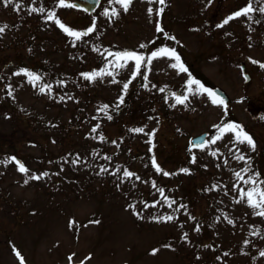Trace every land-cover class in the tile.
I'll list each match as a JSON object with an SVG mask.
<instances>
[{"label": "rangeland", "instance_id": "374dc122", "mask_svg": "<svg viewBox=\"0 0 264 264\" xmlns=\"http://www.w3.org/2000/svg\"><path fill=\"white\" fill-rule=\"evenodd\" d=\"M40 1L47 5L46 13L30 14L29 8H37ZM54 1L13 0L6 7V0H0V26L7 25L0 33V264H21L14 249L23 264H264L259 255L264 250V217L254 215L246 202L235 203L239 192L232 188L237 183L234 172L246 166L233 158L237 149L250 158L252 171L264 179V14L257 11L250 14L251 20L241 16L224 24L248 0H166L159 16L156 9L161 5L156 0L151 4L133 0L127 12L119 4L101 0L89 15L58 7ZM252 2L259 7L264 0ZM149 7L153 8L151 16ZM112 8L119 13L117 17L103 14ZM49 11L71 31H86L95 24L102 36L98 48H89L91 57L82 64L85 73L97 64L103 47L113 53L136 49L145 61L162 47L175 48L184 65L196 70L207 84L226 91L230 107L213 104L207 93L189 95L185 105L173 107L172 91L183 95L189 90L190 69L179 72L170 66L173 59L160 56L151 64H142L127 90L123 84L131 78L132 61L123 69L109 66L117 83L109 75L91 82L75 76L80 86L85 80V86L94 91L87 109L95 118L65 126L63 135L44 133L32 112L48 104L52 106L49 113L54 112L48 118L56 113L69 117V113L46 91L36 99L28 77L13 73L28 70L32 53L63 60L66 49L76 44L64 43L63 29L46 19ZM157 21L163 32L157 31ZM242 62L251 74L249 81L243 79ZM67 64L77 62L69 59ZM191 89L195 91L197 85ZM123 91L124 102L109 120L100 109L107 105V114L114 113ZM231 122H242L254 150L246 143L234 145L230 132L214 145L189 149L191 135L210 129L209 142L218 134L214 125ZM97 124L100 127L92 132ZM136 128L144 131H132ZM153 130L149 144L148 133ZM216 149L218 156L209 154ZM77 156L80 159L73 164ZM13 157H20L22 164ZM153 157L171 175L157 173ZM19 165L28 172H20ZM102 166L108 172L98 174ZM118 166L120 171L111 175ZM125 168L139 179L134 176L121 183ZM43 172L49 175L30 179L33 173ZM214 184L217 189L211 190ZM239 186L247 189L251 185ZM158 188L175 200L171 208ZM157 201L156 207H144ZM131 204L142 218L133 214ZM180 205L185 207L176 211ZM166 215L174 219H155ZM70 221L75 222L72 227ZM185 233L187 238L182 239ZM154 249L158 250L155 254Z\"/></svg>", "mask_w": 264, "mask_h": 264}, {"label": "snow or ice", "instance_id": "6c2138e0", "mask_svg": "<svg viewBox=\"0 0 264 264\" xmlns=\"http://www.w3.org/2000/svg\"><path fill=\"white\" fill-rule=\"evenodd\" d=\"M133 0H109V3H115V4H119L120 7L122 8V10L124 12H127L129 10V7L131 6ZM153 2V0H148V3L151 4ZM156 2L161 5V7H159L158 9H156V15L159 16L161 13H163L164 11V5L166 3V0H156ZM13 0H6L5 2V6L7 7L8 5L12 4ZM58 7H64V6H71V5H66L65 4V0H59L58 2ZM20 5L16 4V8H19ZM44 12L43 8H29V13H33V12ZM148 14L151 16L153 13V8L149 7L148 8ZM259 12L261 14H264V3H262L259 7L254 6L252 0H248V3L246 4V6L244 8H242L241 10L237 11L236 13H234L233 15L229 16L228 18L225 19L224 24H227L230 20L235 19L237 17H241V16H246L248 17L249 20L252 19V16L250 14L254 13V12ZM104 15L109 16L110 18L112 17H117L119 15V13L116 11L115 8L111 9V12H109L108 9L104 10ZM46 19L49 21H55V23L61 27L69 36L75 37L76 40H79L82 36H87L88 33L94 31L95 28V24H93L92 28H89L87 32H75V31H71L68 28H65L64 25L56 18V14L53 11H49L46 15ZM257 23H259V21H256ZM222 26V25H221ZM7 28V25H3L0 26V33H3L5 31V29ZM157 31L158 32H163V29L160 27L159 22L157 21ZM166 38L171 39V40H175V37H170V36H166ZM73 43L75 44V41H73ZM141 48L145 47V45H140ZM108 56L113 57V60L108 61V64H106V66L102 69H100L99 71H93L92 73H81V75L83 76L84 79L88 80V81H94L96 78H102L105 75H109L112 76V83H117L118 81L115 79V75L110 72L108 70L109 66L116 68V69H123L126 68L128 66V62L132 61L134 62V68L132 70V75L131 78L129 79L128 82H125L123 84V89L127 90L129 87V84L131 83L132 79H135V77L137 75L140 74V69L142 64L147 63V64H151L152 60L160 57V56H165L168 57L170 59H173L175 61V63H172L170 66L174 69H178L179 72H187L188 69L184 66V64L182 63L180 56L177 54L175 49H170L167 47H162L160 48L158 51H154L151 53V55L149 57H147V61H145V57H143L142 55H138L136 52L134 51H122V52H111L108 51L107 53ZM105 59H107V57H105ZM255 63V61H254ZM261 67H264V64H261ZM117 75L119 74L118 72L116 73ZM13 75H24L26 77H28V82L31 83L34 87L36 86V81H38L40 79V77H38L36 74L29 72L26 69H22L20 70V72H16L13 73ZM145 80H147V75H145ZM63 83V82H61ZM186 85L188 86V92L183 94V95H178L176 93H172V96L175 100V104H173L172 106L175 107L176 105H185L186 102L189 99V95H199V94H203V93H207V95L212 99V103L215 105H224V100L221 99L217 93L213 92L210 89L205 88L202 84H200L199 81L189 78L188 81L186 82ZM192 85H197V89L195 91H192L191 86ZM9 87V95L12 94L11 92V85L8 86ZM145 88L148 87L147 83L144 85ZM154 87V85H153ZM47 88V90L50 92L51 91V86L50 85H45L42 86L40 88L41 92H44L45 89ZM161 92H164L165 89L161 88L160 89ZM71 98V97H69ZM63 99V98H61ZM167 100V97L165 98ZM123 102V97H120V103ZM119 105H117L118 107ZM108 108L107 105L102 106V108L100 109V111H103L105 113V115L107 116V118L110 120L112 119V117L110 115L107 114V112L105 111ZM95 118V117H94ZM100 127L99 124L95 125L91 131L92 132H96L97 129ZM214 127L217 128L218 134L211 138V140L209 142H202V144H204L205 147H207V144H216L217 141L221 140L224 138L226 133H232L233 134V144H247L249 147H251L253 150L255 149V144L254 141L252 139V137L244 130V128L239 125L238 123L235 122H231V123H227L226 125H214ZM132 131L137 132V133H142L144 131L143 128H136L133 129ZM155 132L153 130L152 133H148L149 135V140L148 143L151 144V138L152 136H154ZM100 139L103 140L104 137L103 135L100 136ZM113 143H115V141H113ZM203 150V148H202ZM149 151H151V148L149 149ZM209 154L216 157L219 154V150H211L209 151ZM234 159H236L237 161H243L245 163V167L239 171H235L234 172V177L237 181V183L233 184L232 188L233 191H238L239 192V199L235 200V203H241V202H246L247 205L252 208L254 210L253 214L256 216H260V217H264V187H261L262 185H264V179H261V174L260 173H255L252 171L251 168V160L250 158H246L244 154H242L238 149L236 151V155L233 157ZM13 160L15 158H12ZM79 156L76 157V159H74L72 161L73 164H76L79 161ZM104 159L106 160H110V157L105 156ZM192 163L196 162V157L193 156L192 157ZM152 167L156 170L157 173H162L164 176H169L171 175L168 172H164L161 167L158 165L155 157L152 158ZM225 163H227V161H225ZM18 170L22 173H27L28 169L26 167H24L23 165H19ZM120 171L119 166L116 168L115 171L111 172V175H116L117 172ZM181 171L187 173L188 169H182ZM104 172H108V169L106 167H101L100 168V173H104ZM49 173L48 172H43L41 173L39 176L36 174H32L30 176V179L32 180H39L43 177L48 176ZM135 176V173L129 171L128 169H124L122 172V177H121V183L124 182V179H131L132 177ZM247 177V178H245ZM136 179H139L138 176H135ZM25 184L28 183V180L26 179L24 181ZM251 185L250 187H248L247 189H245L244 187H240L239 185ZM153 187H157L155 183H153ZM217 189V185H212L211 190H216ZM158 191L160 193V196L164 199V203L171 208L173 204H175V200H172L168 197L165 196L164 194V189L163 188H158ZM159 203V201L149 205L147 203L144 204L145 208L148 207H156L157 204ZM129 207L133 210V214L136 215L138 218H142V214L136 211V206L134 204L129 205ZM185 206L180 205L176 211H179L180 208H183ZM157 222H169L172 221L174 219V216L172 215H166V216H159L155 218ZM194 219V218H192ZM96 223H98V221H95ZM74 221H70L69 222V227H72L74 225ZM228 223L231 224L233 223V221L231 219L228 220ZM196 231H199V227L197 226ZM257 234H259V230L257 231ZM187 238V233L184 234V236L182 237V239H186ZM248 241H245V244H247ZM156 251L158 250H153V254L156 253ZM15 254L17 255L18 258H20L21 260V264H23V259L22 257H20L19 252H17L14 249ZM225 255H227V253H225ZM259 255L261 257H264V250L259 252ZM69 261H72V256L68 257ZM89 259V258H86ZM83 264V262H82Z\"/></svg>", "mask_w": 264, "mask_h": 264}, {"label": "trees", "instance_id": "16d2710c", "mask_svg": "<svg viewBox=\"0 0 264 264\" xmlns=\"http://www.w3.org/2000/svg\"><path fill=\"white\" fill-rule=\"evenodd\" d=\"M33 1L34 0H32V4ZM54 2L56 5H58L59 1L55 0ZM65 7L68 6H64L62 8ZM39 8H43L45 11L47 9V5L40 1L39 3H37V9ZM37 12L38 14L40 13L39 11ZM87 31L88 30L82 31L81 33ZM62 37L65 39L64 43H67L69 41H75L76 43L74 46L70 47L69 49H66L65 55L63 56V60H59V58H55L52 60L44 59L43 57H41V55H37L35 53H32L28 56V71L40 77V79L35 82L36 86L34 88V96L36 97V99L42 96L40 88L45 85H50L51 91L49 92L47 88L45 89V91L48 92L49 95H51L52 97L59 99L61 103L58 104V107L60 106L62 110H65L69 113V117H59L56 113L53 115V117L48 118L46 115H50L54 112L49 113L48 109L52 108V106L46 104L45 107L37 109V111H35L34 113L32 112V115H36V117H38L39 122L44 127V129H42L44 133H51L53 131H56V133L60 132V135H63V130L65 126H79L85 120L94 117L91 115L92 110L87 109L88 105L92 101L91 95L94 93V91H92L91 87L85 86V82H87L85 81L86 79L83 81L84 86H80V81L78 80V78L82 76L81 73H85L83 71L82 64L85 62V60L91 57V54L89 53V48L92 46L98 48V44L100 43L102 36L98 35L96 29L94 28V31L88 33L87 36H82L79 40H76L75 37L69 36L64 30ZM85 46L88 48H86ZM100 49L101 50H99V59L96 62L97 64L91 66L89 73H92L93 71H99L100 69L104 68L106 64H108V61H111L113 58L107 55L109 49H107L106 47ZM125 50L127 49H124L122 51ZM134 51L138 53L136 49H134ZM105 57H107V59H105ZM69 59H74L77 64L68 65L67 62L69 61ZM184 66L187 69H190V78L200 77L198 72L196 70H193L189 65ZM80 78L84 79L83 77ZM28 84H30V86H33L29 82ZM180 88L181 85L177 90H179ZM84 93L86 95L83 97L82 94ZM172 93H174V91H172ZM125 94V91H123L120 97H124ZM65 97L68 98L65 99ZM36 103L37 102L34 101L32 104L36 105ZM122 103H120V98L115 102L113 108L114 113L110 114L111 117L116 115L117 112H119ZM117 105L119 106L117 107Z\"/></svg>", "mask_w": 264, "mask_h": 264}, {"label": "water", "instance_id": "95a60500", "mask_svg": "<svg viewBox=\"0 0 264 264\" xmlns=\"http://www.w3.org/2000/svg\"><path fill=\"white\" fill-rule=\"evenodd\" d=\"M66 3H70L73 7L78 8V9H82L85 10L86 12H92L93 10H95L97 8V6L100 3V0H65ZM242 67L244 68V65H242ZM245 75V79H250V74L248 73V71L244 72ZM208 89L212 90L213 92L217 93V95L224 100V107H228L230 104V99L228 97V95L225 93V91L223 89H221L218 86H214V87H208ZM242 125V124H240ZM209 134L208 130H204L198 134H195L193 136H191L189 138V146L190 147H198V146H202V142H206L207 141V136ZM15 161H17L18 163H21V160L19 158H15Z\"/></svg>", "mask_w": 264, "mask_h": 264}]
</instances>
